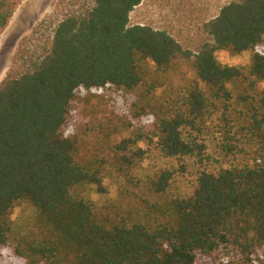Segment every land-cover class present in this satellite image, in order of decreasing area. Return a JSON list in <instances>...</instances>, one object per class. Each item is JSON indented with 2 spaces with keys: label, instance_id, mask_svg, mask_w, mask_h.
<instances>
[{
  "label": "trees",
  "instance_id": "1",
  "mask_svg": "<svg viewBox=\"0 0 264 264\" xmlns=\"http://www.w3.org/2000/svg\"><path fill=\"white\" fill-rule=\"evenodd\" d=\"M142 2L58 0L20 43L0 83V256L264 264V0L224 6L195 50L132 25ZM18 6L0 0V36Z\"/></svg>",
  "mask_w": 264,
  "mask_h": 264
},
{
  "label": "rangeland",
  "instance_id": "2",
  "mask_svg": "<svg viewBox=\"0 0 264 264\" xmlns=\"http://www.w3.org/2000/svg\"><path fill=\"white\" fill-rule=\"evenodd\" d=\"M58 0H19V6L14 13L9 27L0 36V83L9 72L13 57L20 43L32 34L34 28L45 19L56 18V3ZM235 0H143L130 17L132 25H150L166 30L181 42L186 48L195 50L205 39L203 25L216 18L220 10ZM217 58L222 65L245 66L250 63L251 54L232 56L220 52ZM104 187L108 190L105 196L93 194V199L103 202L108 197L117 196L118 183L107 179ZM15 212L14 217L19 216ZM222 255L217 256V260ZM0 264H21L13 256L11 249L1 252Z\"/></svg>",
  "mask_w": 264,
  "mask_h": 264
},
{
  "label": "built area",
  "instance_id": "3",
  "mask_svg": "<svg viewBox=\"0 0 264 264\" xmlns=\"http://www.w3.org/2000/svg\"><path fill=\"white\" fill-rule=\"evenodd\" d=\"M256 50L258 53L264 54V46H260Z\"/></svg>",
  "mask_w": 264,
  "mask_h": 264
}]
</instances>
